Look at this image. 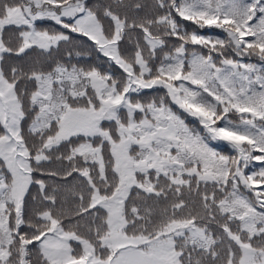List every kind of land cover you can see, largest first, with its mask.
<instances>
[{"label": "snow or ice", "instance_id": "6c2138e0", "mask_svg": "<svg viewBox=\"0 0 264 264\" xmlns=\"http://www.w3.org/2000/svg\"><path fill=\"white\" fill-rule=\"evenodd\" d=\"M0 264H264V0H0Z\"/></svg>", "mask_w": 264, "mask_h": 264}, {"label": "trees", "instance_id": "16d2710c", "mask_svg": "<svg viewBox=\"0 0 264 264\" xmlns=\"http://www.w3.org/2000/svg\"><path fill=\"white\" fill-rule=\"evenodd\" d=\"M253 62H255V61H253Z\"/></svg>", "mask_w": 264, "mask_h": 264}]
</instances>
